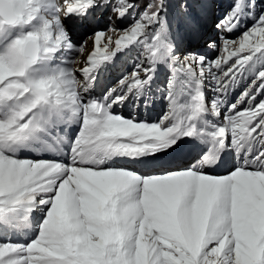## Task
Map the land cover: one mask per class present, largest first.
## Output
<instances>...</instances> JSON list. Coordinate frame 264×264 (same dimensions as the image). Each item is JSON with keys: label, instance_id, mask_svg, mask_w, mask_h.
<instances>
[{"label": "snow or ice", "instance_id": "snow-or-ice-1", "mask_svg": "<svg viewBox=\"0 0 264 264\" xmlns=\"http://www.w3.org/2000/svg\"><path fill=\"white\" fill-rule=\"evenodd\" d=\"M210 7L0 0V264H264V0Z\"/></svg>", "mask_w": 264, "mask_h": 264}, {"label": "bare ground", "instance_id": "bare-ground-1", "mask_svg": "<svg viewBox=\"0 0 264 264\" xmlns=\"http://www.w3.org/2000/svg\"><path fill=\"white\" fill-rule=\"evenodd\" d=\"M87 47H88V50L90 51V49L92 48L91 41L88 42V46ZM127 69L129 71V67L122 66V69L121 70L122 71H127ZM121 72L115 71V70L109 68L100 77V81H99V83L96 86L95 92L96 93H101L106 87L111 86L113 84V82H110V81L113 80L114 78H118ZM161 78H163L162 75H161ZM163 108H164L163 102L158 100L157 103H156L155 108L150 112L151 118L152 119H155L158 114H162V109ZM121 111H123V112L126 113L128 110L127 109H122ZM142 114H143V112H142ZM41 158H52V157L51 156H44V157H41Z\"/></svg>", "mask_w": 264, "mask_h": 264}, {"label": "rangeland", "instance_id": "rangeland-1", "mask_svg": "<svg viewBox=\"0 0 264 264\" xmlns=\"http://www.w3.org/2000/svg\"><path fill=\"white\" fill-rule=\"evenodd\" d=\"M209 2L213 5V7H210L209 9H208V11L210 12V13H215V14H219L221 11H223V2H226V0H209ZM113 39H115V37H113ZM91 50V49H90ZM215 54V53H214ZM81 59H83L82 57H81ZM128 66H130V64L128 65ZM127 66V67H128ZM130 68V67H129ZM122 70H120L119 72H121ZM127 71H128V69H127ZM114 73V72H113ZM115 77V76H114Z\"/></svg>", "mask_w": 264, "mask_h": 264}]
</instances>
